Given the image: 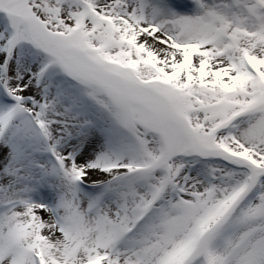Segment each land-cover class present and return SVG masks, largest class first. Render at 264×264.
I'll use <instances>...</instances> for the list:
<instances>
[{
    "label": "snow or ice",
    "instance_id": "snow-or-ice-1",
    "mask_svg": "<svg viewBox=\"0 0 264 264\" xmlns=\"http://www.w3.org/2000/svg\"><path fill=\"white\" fill-rule=\"evenodd\" d=\"M0 264H264V0H0Z\"/></svg>",
    "mask_w": 264,
    "mask_h": 264
}]
</instances>
